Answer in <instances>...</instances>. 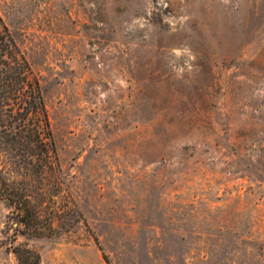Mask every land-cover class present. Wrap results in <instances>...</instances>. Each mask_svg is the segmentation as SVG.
<instances>
[{"label": "rangeland", "instance_id": "rangeland-1", "mask_svg": "<svg viewBox=\"0 0 264 264\" xmlns=\"http://www.w3.org/2000/svg\"><path fill=\"white\" fill-rule=\"evenodd\" d=\"M0 16L60 168L47 235L0 200V264H23L16 246L40 264H264V0H0Z\"/></svg>", "mask_w": 264, "mask_h": 264}, {"label": "trees", "instance_id": "trees-1", "mask_svg": "<svg viewBox=\"0 0 264 264\" xmlns=\"http://www.w3.org/2000/svg\"><path fill=\"white\" fill-rule=\"evenodd\" d=\"M59 171L41 81L0 16V200L11 206L15 230L43 236L55 228L45 208ZM15 252L23 264H40L30 249Z\"/></svg>", "mask_w": 264, "mask_h": 264}]
</instances>
